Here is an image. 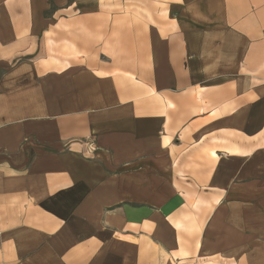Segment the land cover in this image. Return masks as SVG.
Instances as JSON below:
<instances>
[{
    "label": "crops",
    "instance_id": "1",
    "mask_svg": "<svg viewBox=\"0 0 264 264\" xmlns=\"http://www.w3.org/2000/svg\"><path fill=\"white\" fill-rule=\"evenodd\" d=\"M0 264H264V0H0Z\"/></svg>",
    "mask_w": 264,
    "mask_h": 264
}]
</instances>
